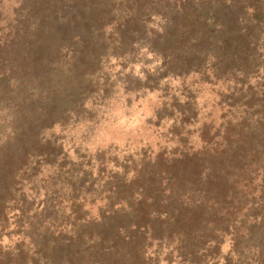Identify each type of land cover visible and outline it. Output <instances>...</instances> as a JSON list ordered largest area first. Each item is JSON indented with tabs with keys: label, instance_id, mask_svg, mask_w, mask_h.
I'll return each mask as SVG.
<instances>
[{
	"label": "trees",
	"instance_id": "1",
	"mask_svg": "<svg viewBox=\"0 0 264 264\" xmlns=\"http://www.w3.org/2000/svg\"><path fill=\"white\" fill-rule=\"evenodd\" d=\"M149 93L154 154L69 138ZM0 264H264V0H0Z\"/></svg>",
	"mask_w": 264,
	"mask_h": 264
},
{
	"label": "rangeland",
	"instance_id": "2",
	"mask_svg": "<svg viewBox=\"0 0 264 264\" xmlns=\"http://www.w3.org/2000/svg\"><path fill=\"white\" fill-rule=\"evenodd\" d=\"M201 97L205 103L204 107L213 101L211 90H203ZM140 101L141 103L133 102L128 107L122 102H114L105 117L92 129L88 131L81 124L73 128L69 138L75 141L77 146H80L82 141L83 153H94L95 149L113 146L112 152L106 151L105 158L111 161V164L118 160L120 166L131 165V156L140 159L146 152L154 154L170 143L171 135L168 137V131L171 121L159 122L157 119V110L164 101L159 95L149 93ZM92 149L94 150L91 151Z\"/></svg>",
	"mask_w": 264,
	"mask_h": 264
}]
</instances>
